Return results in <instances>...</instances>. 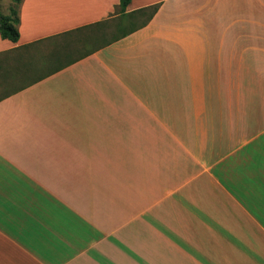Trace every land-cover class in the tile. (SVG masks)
Listing matches in <instances>:
<instances>
[{
    "label": "crops",
    "instance_id": "crops-1",
    "mask_svg": "<svg viewBox=\"0 0 264 264\" xmlns=\"http://www.w3.org/2000/svg\"><path fill=\"white\" fill-rule=\"evenodd\" d=\"M119 6L0 37V264H264V0Z\"/></svg>",
    "mask_w": 264,
    "mask_h": 264
},
{
    "label": "trees",
    "instance_id": "trees-1",
    "mask_svg": "<svg viewBox=\"0 0 264 264\" xmlns=\"http://www.w3.org/2000/svg\"><path fill=\"white\" fill-rule=\"evenodd\" d=\"M13 4L20 10L22 0H11ZM132 0H120V6L118 13L124 15L127 7L130 5ZM158 6L151 7L149 9H143L133 14L127 15L126 17H142L145 19L143 25H146L157 13ZM20 16L19 11L12 8V13L9 16L0 13V37L4 40L11 42H18L20 38L19 33Z\"/></svg>",
    "mask_w": 264,
    "mask_h": 264
},
{
    "label": "rangeland",
    "instance_id": "rangeland-1",
    "mask_svg": "<svg viewBox=\"0 0 264 264\" xmlns=\"http://www.w3.org/2000/svg\"><path fill=\"white\" fill-rule=\"evenodd\" d=\"M12 8L16 11L18 10V7H16L11 0H0V13L6 16L11 15ZM145 19H143L144 21Z\"/></svg>",
    "mask_w": 264,
    "mask_h": 264
}]
</instances>
